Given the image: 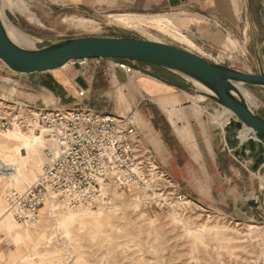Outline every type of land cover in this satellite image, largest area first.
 Returning a JSON list of instances; mask_svg holds the SVG:
<instances>
[{
	"label": "rangeland",
	"instance_id": "1",
	"mask_svg": "<svg viewBox=\"0 0 264 264\" xmlns=\"http://www.w3.org/2000/svg\"><path fill=\"white\" fill-rule=\"evenodd\" d=\"M1 3L6 17L35 38V45L27 48L90 34L134 36L168 42L189 50L197 49L184 42L186 37L181 34L183 25L172 15L148 14L172 17L178 20V25L132 28L118 24L111 16L108 19L112 22H107L110 26L98 24L87 15L77 16L66 9H53L46 0H2ZM120 12L124 11H116ZM73 17L90 22H72ZM223 44L217 47L215 58L242 66L247 57L243 44L229 34L225 35ZM239 53V59L235 60L234 54ZM1 65L6 67L0 59ZM68 67L69 64L63 69ZM7 71L14 76L8 77V73L2 71L0 117L10 109H18L17 105L22 103L54 109L83 106L90 102L100 111L130 116L136 125L154 122L165 126L161 112L150 102L137 106L139 88L134 74H116V95L100 96V92H86L84 101L80 98L67 103L66 100L60 102L50 93H42L37 86L39 74L30 75L29 82L27 75ZM193 85L194 95L208 101L212 99ZM241 86L247 101L255 104L259 96L247 86ZM196 110L201 118L203 111ZM206 116L216 121L209 113ZM242 141L249 144L247 139ZM0 146L10 145L8 142ZM246 147L234 153L235 158L222 152L219 160L221 172L216 175L207 172L202 161L184 167V164H191V159L184 156L180 158L182 170L170 173L160 165L162 172H154L146 187L135 185L129 190L126 187L105 189L96 203L70 211L63 206L58 209L45 206L36 225H19L13 220L19 227L0 229V257L4 256V244L8 240L16 244V250L5 256L8 259L17 257L13 264H264V168L253 169L257 152L253 157L251 152H247L249 146ZM145 150L139 144V153ZM23 152L25 155L31 153L27 149ZM39 157L37 168H32L27 162L21 179L26 183L19 182L17 188L32 183L38 175L42 160L45 161L41 150ZM7 159L0 153V160L9 163ZM16 186L8 184L1 187L0 215L5 213L6 194ZM69 212L75 214L74 219L60 228L58 220Z\"/></svg>",
	"mask_w": 264,
	"mask_h": 264
},
{
	"label": "crops",
	"instance_id": "2",
	"mask_svg": "<svg viewBox=\"0 0 264 264\" xmlns=\"http://www.w3.org/2000/svg\"><path fill=\"white\" fill-rule=\"evenodd\" d=\"M46 1L53 9H66L77 16L87 15L96 23H104L106 26H110L107 22L111 21L108 18H111L112 14L172 15L179 18L180 24L183 25L181 34L186 37L184 42L199 49L192 48L196 53L211 61H218V63L244 72H264V0ZM116 11L124 12L116 13ZM226 34L238 39L243 44L247 57L244 63L240 61L242 66L215 58V51L217 47L224 45ZM234 55V59L238 60L240 53ZM68 64L69 67L63 69ZM68 64L58 69L38 72L40 83L36 84L42 93H50L55 98L58 97L60 102L66 100L67 103H73L80 99L78 93L82 89L88 93L100 92V96L116 95L118 92L114 83L116 74L128 75L115 66L112 58L90 59L89 66L84 68L72 63ZM72 65L75 67H71ZM5 66H0V77L2 71L5 73H8L7 70L15 72L6 63ZM135 66L134 79L139 88V94L136 95L139 100L137 106L143 102L145 104L150 102L161 112L160 114L165 120L164 127H162V123L154 122L136 125L138 143L146 148L145 152L150 151L159 167L162 165L170 173L182 170L180 158L184 156L191 159V164H184V167H190L202 161L207 172L215 175L220 173L219 160L223 155L222 152H227L235 158L234 153L239 151L243 144V141L236 142L238 129L229 124V121L234 119L233 114L214 99L208 101V99H201L194 95V83L175 72L141 61H135ZM6 68L9 69L6 70ZM20 74L27 75V81H31L29 73ZM7 76L13 77L14 74L8 73ZM170 80L179 82L187 88L183 89L170 83ZM251 90L259 97L255 100V104L250 101L248 104L254 112L264 117V91ZM88 103L90 104V102ZM196 109L203 111L201 118H199ZM206 113H209L216 121L210 120ZM247 152H251L254 157L257 151L249 149ZM263 168L264 164L259 167V170ZM3 250L4 256L0 257V264L3 262L4 264H13L17 257L8 259L5 256L9 255L10 251L16 250V244L7 240Z\"/></svg>",
	"mask_w": 264,
	"mask_h": 264
},
{
	"label": "built area",
	"instance_id": "3",
	"mask_svg": "<svg viewBox=\"0 0 264 264\" xmlns=\"http://www.w3.org/2000/svg\"><path fill=\"white\" fill-rule=\"evenodd\" d=\"M70 63L84 68L90 59ZM114 64L128 75L136 70L134 60L114 59ZM86 92L79 90V97L86 98ZM17 106L0 117V127L33 130L48 145L34 182L12 188L5 196L6 213L22 225L36 224L48 201L68 208L92 205L105 189L146 187L154 172L163 170L149 151L139 153L137 126L130 116L100 111L89 103L54 109ZM15 168L0 160L1 174H11Z\"/></svg>",
	"mask_w": 264,
	"mask_h": 264
},
{
	"label": "water",
	"instance_id": "4",
	"mask_svg": "<svg viewBox=\"0 0 264 264\" xmlns=\"http://www.w3.org/2000/svg\"><path fill=\"white\" fill-rule=\"evenodd\" d=\"M91 58L146 62L175 72L191 82L195 79L202 83L213 92L203 93L236 116L229 121L238 129L236 142L242 141L240 133L245 127L250 130L249 144L243 143L242 148L245 150L249 146L257 151L253 169L258 170L264 164V117L250 108L240 89L245 85L249 89L264 91V72H244L181 46L134 36L86 35L27 48L10 38L0 13V59L15 72L36 76L38 72L58 69L72 60Z\"/></svg>",
	"mask_w": 264,
	"mask_h": 264
},
{
	"label": "bare ground",
	"instance_id": "5",
	"mask_svg": "<svg viewBox=\"0 0 264 264\" xmlns=\"http://www.w3.org/2000/svg\"><path fill=\"white\" fill-rule=\"evenodd\" d=\"M1 2L2 0H0V13H1L4 26L10 38L15 43L21 46H24V47L34 46L35 40L31 36L27 35L24 31H22L12 21H10L7 18L8 16L6 15V13L4 14L2 10ZM110 16L113 18L115 22H117L118 24L124 27L136 28V27H141L142 25L159 27V26H163L164 24L173 25V26L178 25V22H176L177 20L173 19L172 17L146 16V15H133V14H112ZM71 21L72 22H84V21L90 22V20L88 19H76V18H71ZM67 64L63 65L62 67L66 66ZM191 80L202 91L207 92V93H213L209 88H207L205 85L198 82L197 80L195 79H191ZM240 89L242 91V89L244 88L240 86ZM225 109L229 111L231 114H233L231 110L227 108ZM2 131H5V132H2ZM249 131L250 130L245 127V129L240 133L242 140L248 139L250 137L251 133ZM8 142L10 146H6V147L0 146V153L3 154L4 157H6V159L8 158L7 161L9 162V164H14L16 168L11 174L4 175L0 173V176L2 177V180L0 179V189L1 187L2 188H4L5 186L7 187L8 184L16 186L18 185L19 182H23L21 181V179H23V174L25 172L27 162L29 161L31 163L32 168H37L38 166L37 160L40 159L39 151L41 150L42 155H43L45 148L48 146L46 139L42 135L36 134L33 130L24 131L23 129H20L17 126L13 128H9L7 130L0 129V144H7ZM25 149L31 151V153L28 155H25L23 152V150ZM44 156H45V153H44ZM43 160L41 163V168L44 163ZM4 162H6V160H4ZM41 168H40L39 173L42 170ZM38 175L35 177V179L38 177ZM34 180L32 181V183L34 182ZM23 183H26V182H23ZM29 184H25L24 186L29 185ZM17 187L19 186H16V188ZM20 188H23V187H20ZM45 206H51V207H54L55 209H58L62 205H60L56 201H48L41 207V209ZM80 207L82 206H79L78 208ZM65 210L70 211L74 209L65 207ZM4 212L5 213L0 215V229L12 228V227L17 228L19 227L17 224L21 225L11 215L6 213L5 202H4ZM40 215H41V210H40ZM74 217H75V214L70 213V212L67 213L64 216V218H62L61 220H58V226L60 228H64L68 222H71L74 219ZM13 220L16 221L17 224ZM39 221H40V217H39ZM36 224H32V225H36ZM65 232L67 233L66 230Z\"/></svg>",
	"mask_w": 264,
	"mask_h": 264
},
{
	"label": "trees",
	"instance_id": "6",
	"mask_svg": "<svg viewBox=\"0 0 264 264\" xmlns=\"http://www.w3.org/2000/svg\"><path fill=\"white\" fill-rule=\"evenodd\" d=\"M169 82H170V83H174V84L178 85L179 87H181V88H183V89H186V88H187L185 85H183V84H181V83H179V82H174L173 80H170Z\"/></svg>",
	"mask_w": 264,
	"mask_h": 264
}]
</instances>
